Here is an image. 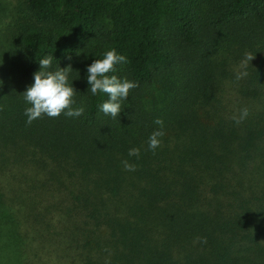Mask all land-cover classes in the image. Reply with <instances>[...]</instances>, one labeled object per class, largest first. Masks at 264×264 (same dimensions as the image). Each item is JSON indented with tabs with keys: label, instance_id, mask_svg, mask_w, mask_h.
<instances>
[{
	"label": "trees",
	"instance_id": "trees-1",
	"mask_svg": "<svg viewBox=\"0 0 264 264\" xmlns=\"http://www.w3.org/2000/svg\"><path fill=\"white\" fill-rule=\"evenodd\" d=\"M112 49L118 118L87 83ZM48 56L84 113L28 125ZM0 81V264H264V0H0Z\"/></svg>",
	"mask_w": 264,
	"mask_h": 264
},
{
	"label": "clouds",
	"instance_id": "clouds-1",
	"mask_svg": "<svg viewBox=\"0 0 264 264\" xmlns=\"http://www.w3.org/2000/svg\"><path fill=\"white\" fill-rule=\"evenodd\" d=\"M254 55L245 54V59L241 63L242 68H247ZM53 56L41 59L39 71L33 74L34 83L22 94L25 102L31 107L25 109L24 115L27 117L26 123L31 125L33 121L48 118H59L61 114L66 117L78 118L84 113V108H73L75 104L74 97L77 94L75 89L69 83V74L72 72L71 66L63 69L57 67L55 71H48L52 67ZM128 63L127 58L117 54L112 49L104 53L103 59H95L87 68V83L93 96L98 93L107 94L108 99L99 107V111L112 118H118L122 112V102L129 97L131 90L138 87L137 82L127 79H119L116 75H109L116 72V65ZM248 75L247 71H240L236 74V79L240 80ZM2 84V81H0ZM249 115L246 108L240 110V115L232 119L236 124H240ZM160 128L154 131L148 140V149L155 152L162 144L161 137L163 132V121L157 119L154 121ZM129 157H140L139 148H131L128 151ZM126 171H135L134 164L122 161ZM200 243H206V239L198 238Z\"/></svg>",
	"mask_w": 264,
	"mask_h": 264
},
{
	"label": "rangeland",
	"instance_id": "rangeland-1",
	"mask_svg": "<svg viewBox=\"0 0 264 264\" xmlns=\"http://www.w3.org/2000/svg\"><path fill=\"white\" fill-rule=\"evenodd\" d=\"M6 1H10V2H13L14 0H6ZM8 13H6L4 16H7ZM7 18V17H6Z\"/></svg>",
	"mask_w": 264,
	"mask_h": 264
}]
</instances>
